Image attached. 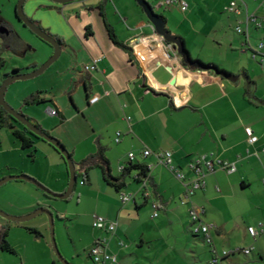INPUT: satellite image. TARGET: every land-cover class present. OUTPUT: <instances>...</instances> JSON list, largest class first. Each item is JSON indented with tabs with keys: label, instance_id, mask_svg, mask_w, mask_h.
<instances>
[{
	"label": "crops",
	"instance_id": "0c3cea01",
	"mask_svg": "<svg viewBox=\"0 0 264 264\" xmlns=\"http://www.w3.org/2000/svg\"><path fill=\"white\" fill-rule=\"evenodd\" d=\"M148 1L151 6H158L159 0ZM186 1L189 4L186 13L178 7L157 10L165 19V30L184 43L192 60L216 66L230 76L190 67L183 64L180 56L170 57L162 45V37L153 32L136 0H78L67 5L51 0H26L24 4V12L30 20L60 42L63 61L55 71L57 82L37 89L38 93L49 90L41 98L51 104L46 113L49 114V109L58 111V116L53 117L59 120L50 118L46 123L34 113L25 112L23 107H28L25 104L21 112L57 138L77 164L96 154L101 147L105 149L111 174L114 171L117 177L122 176L120 169L123 166L141 164L151 168L147 186L152 193L149 200L142 197L141 184L136 180L137 171L126 177V186L119 192L106 184L103 176L104 184L97 178L96 212L109 221H116L118 228L114 236L100 232L94 227V217L86 214L88 221L91 219L90 241L84 247L89 260L93 244L108 239V252L117 257L116 264H129L135 256L136 262L144 261V264L146 260L149 261L147 264H210L211 248L190 230L189 211L194 207L200 210L203 222L211 225L214 222L212 237L218 253L252 249L251 255H234L224 264H264V225L236 227L230 220L217 219L213 205L221 199L213 197L221 192L218 184L224 185L221 174L227 177L238 174L245 148L248 156L259 159L264 154V63L252 57L253 51L264 44V25L261 29L251 26L248 37L239 34L241 39L227 41L226 32L218 33L224 19H228L229 28L234 29L245 20V13L236 16L226 11L232 0ZM241 2L248 14L263 16L264 0ZM108 26L117 41L130 48L132 57L114 44ZM214 34V39L210 40ZM253 40L257 42L256 46L252 44ZM209 46L219 55L223 49L227 54L233 52L230 67L201 58L202 53L198 51L209 50ZM238 50L241 52L236 53ZM248 53H251V60L245 59ZM51 55L50 52L46 58ZM95 60H98L96 69L86 72L85 67ZM40 64L33 63L29 68L38 69ZM77 89L84 90L83 99H77ZM67 97L71 99V105L65 103ZM96 97L99 101L90 104ZM247 129L253 131L258 142L249 143ZM118 134L121 139L117 143ZM0 146L1 155L5 157L10 153L7 158L0 159V179L26 175L55 193L66 191L69 172L57 152L58 157L43 148L37 154L39 145L36 143L37 155L29 160L22 154L25 150L20 142L5 148L0 136ZM145 150L172 152L174 165L189 180L192 179L190 162L204 155L214 154L223 161L234 162L237 170L233 174L217 170L208 175L205 190L198 191L190 202L183 204L185 188L182 182L158 164L154 156L143 159L141 154ZM130 153L136 155L133 163L128 158ZM13 154L18 157L9 158ZM92 170L88 173V183L82 185L90 186L81 192L84 198L95 191ZM262 174L264 185V164ZM235 180L234 184H239L243 190L251 186L244 177ZM224 187L231 191L236 188L229 183ZM121 194H134L135 200L124 204ZM56 201L24 181H11L0 187V208L14 216H27L40 208L58 210ZM152 201L161 204L156 218L160 221L155 225L148 220H156ZM35 219L30 223L0 222L2 231L7 229L6 239L15 251L14 264L56 262L47 234V219L45 216ZM249 227H254L260 235L251 237L247 231ZM167 228L172 229L171 241L163 239L160 246H154L153 231L155 234ZM28 229L37 230L41 236H35ZM121 241L128 242L130 250L120 246ZM145 250L149 252L146 256L142 255Z\"/></svg>",
	"mask_w": 264,
	"mask_h": 264
},
{
	"label": "rangeland",
	"instance_id": "374dc122",
	"mask_svg": "<svg viewBox=\"0 0 264 264\" xmlns=\"http://www.w3.org/2000/svg\"><path fill=\"white\" fill-rule=\"evenodd\" d=\"M19 3L20 0H0V89L6 79L13 75L15 69H20V72L18 74L32 73L34 70H31L29 68L31 67L30 65H33V63H42L39 66L41 67L50 59V57L54 53V48L52 46L41 40L17 17V9L19 7ZM218 15L220 17L222 16L221 14ZM224 15L227 17V14ZM227 20L228 19H224L221 30L218 33L223 32L224 34L226 32L227 41L234 40L235 38L237 40L241 39L242 37L235 31L234 27L229 28ZM203 31L206 32L207 30L204 29ZM213 37H215V34L213 36H210V40H213ZM252 44L256 46L257 42L253 40ZM224 46H226V42ZM50 52L52 53V55L46 58ZM200 52L202 53V56H200L201 58L213 59L217 63H220L221 65H224L226 67H230L229 64L234 60L231 55V53L233 52H229L227 54L224 49L222 50L220 55L218 54V52L210 49V46L209 50H204L203 52L202 50H199L198 53ZM240 52L241 50H238L236 53ZM250 54L251 53L245 55V59L251 60ZM62 58L60 57L40 76L26 81H16L12 83L6 91V103L16 112L25 116L35 126H38L39 122L27 116V114L21 112V107L23 104H25L24 101L31 97V94H39V90L37 89H39L40 87H46L50 84L53 85L55 84V82H57L55 71L63 61ZM48 91L49 90H47V92ZM47 92H41L40 96L42 97L43 94L44 96H46ZM83 97L84 90L77 89V99H83ZM47 103L48 104L43 107L34 105L23 108L25 112L28 111L29 113H34V115H37L39 119H41L42 121H46V123L50 122V118L52 119V121L55 118L59 120L58 117H53L50 116V114L46 113L47 108L51 107V104H49V102ZM65 103L71 105V99L67 97ZM0 136L5 148L9 144L12 145L13 142L19 143V141H17L13 137L11 131L7 127L0 128ZM53 138L58 140L55 137ZM37 143L39 145V148H37V154L41 153L43 151V148H47V150L54 152V154H56V156L58 157L56 151L48 143H44L42 141H38ZM22 154H24V157L28 158L29 160L31 159L28 155L29 151H24L22 152ZM8 156H10V153H8V155H5V157L0 153V159L7 158ZM12 156L13 158L18 157L17 154H13L9 158H12ZM263 164L264 154H261L259 159L253 156H248L247 149L245 148V152L242 154V159L238 166V174L233 177H227L225 176V174H221V177L223 178L222 182L224 183V185H227L229 183L235 185L236 188L235 190L233 189V191H231L232 189L226 190L224 185H222L221 183L218 184L221 192L216 193V195L213 196L215 198H218V196L221 198L220 200H217L213 203V205L215 206L214 215L217 217V219H223L224 222L230 220L236 227H247L249 225H252L257 228L260 225H264V185L261 182L263 175ZM78 174H81V171L78 170ZM91 174L95 186V191L89 195L90 197L84 198V196L82 195L84 189L90 186L83 187L82 178L80 177L76 185V192L74 191L71 201L58 200L56 201L58 204V210H50L54 214L55 240L58 249L62 256L72 264H92L88 257H86V253L84 252V247L87 246L90 241L89 234L91 227V219L90 221H88L86 214H90L91 217L100 216L96 212V200L98 193V190L96 189H98L99 185L98 180H101L102 184H104V182L102 180V172L100 169L92 170ZM112 175L114 177H117L114 171H112ZM6 177L9 176L2 177L0 180ZM241 177H244V179L251 182L250 188L243 190L239 184H234L236 183L235 181H237L235 179H241ZM0 210L7 215L18 217L12 214H8L1 208ZM62 214L64 216H62ZM43 216L45 215H41L39 217ZM46 219L48 226L47 234L49 237V241L51 242L52 236L50 223L47 217ZM34 220L25 223H30ZM148 220L150 223L153 222L154 225L160 221L159 219L152 220V218H149ZM0 222L9 223V221L1 217ZM212 224L215 225L214 222H212ZM0 228V231H2V226H0ZM173 233L175 234V231ZM151 238H154V246H160L163 243V239L171 241V239L173 238L172 229H162V232L156 231L155 234L153 231V233L151 234ZM121 242L124 244V246L129 247L128 249L130 250L131 245L128 242ZM50 244L52 245V242ZM241 246L245 247L244 244H242ZM148 254L149 252H147V250L142 251V255L146 256ZM54 256L56 259V263L61 264L55 254V251ZM72 256L75 257L76 260H73ZM132 259L133 260L129 264L145 263L144 261H142L141 263L136 262L137 256ZM0 260V264H14L16 261L14 254L3 251H0ZM147 263H149L148 260H146V264Z\"/></svg>",
	"mask_w": 264,
	"mask_h": 264
},
{
	"label": "built area",
	"instance_id": "2783aa9c",
	"mask_svg": "<svg viewBox=\"0 0 264 264\" xmlns=\"http://www.w3.org/2000/svg\"><path fill=\"white\" fill-rule=\"evenodd\" d=\"M148 3L149 1L146 0ZM150 4V3H149ZM151 6V4H150ZM172 7H178L181 12L186 13L189 10V4L186 0H159L158 6H151L153 11L157 13V10L159 8L169 9ZM245 4L241 2V0H232L230 4L227 6L226 11L230 14L236 15V16H242L245 13V20L243 22H240L238 26H236L235 30L240 35H246L248 37L249 34V28L251 26L261 29L264 25V8H263V16L257 17L253 14H248V12L245 9ZM152 30L156 34L155 29L153 26ZM162 45L167 48L168 55L170 57H177V52L173 51L172 45L164 43L162 41ZM264 49V44L261 43L257 49L253 51L252 57L254 60L264 63V54L262 53V50ZM98 60H95L92 65L86 66L85 71L86 72H92L96 69V64ZM99 101V98H93L90 100V104L94 105ZM49 114L51 116H58L57 111L53 109H49ZM128 123H130V119L127 118ZM246 133L249 137V143L255 144L258 142V137L254 135L253 131L251 129H247ZM121 134H118V138L116 142H120ZM150 156H154L158 164H161L165 166L171 173L174 174V176L182 182L185 188V195L183 197L182 203L186 204L192 200V197L201 190H205L206 188V178L208 175L215 173L217 170L225 171L228 174H233L236 172L237 167L234 163H229L226 161H223L214 154L210 155H204L197 157L193 159L189 164V169L192 174V179H187L185 174H183L176 166L174 165L173 161V154L170 151H161V152H151L148 150H145L142 152L141 157L143 159H146ZM129 161L133 163L136 160V155L133 153H130L128 155ZM148 167V166H147ZM128 167L123 166L120 171L123 173ZM150 171V167H148ZM141 184V194L142 197L145 200H149L152 197V193L147 190L148 186V178L142 179L139 182ZM82 185H84V181H82ZM134 194H121L120 199L122 203H130L135 200ZM151 207L153 209V218L159 217V212L161 210V204L158 201H152ZM189 219H190V230L194 236L202 237L205 244H207L212 251L213 257L210 261V264H224L226 260H228L231 256L243 254L245 256H249L252 253L251 248H245V249H237L235 251L229 252V251H223L222 253H218L217 250L214 247V241L212 237V232L215 229V227L211 224L203 222L200 216V210L192 207L189 211ZM94 227L99 230L103 231L110 236H114L116 234L118 223L116 221H109L103 217L96 216L94 217ZM248 233L251 237L256 238L260 235V232H258L254 227L248 228ZM120 246L124 247V244L121 242ZM109 248V241L108 239H101L96 241L90 252V261L92 264H116L118 259L115 255H112L108 252Z\"/></svg>",
	"mask_w": 264,
	"mask_h": 264
},
{
	"label": "water",
	"instance_id": "95a60500",
	"mask_svg": "<svg viewBox=\"0 0 264 264\" xmlns=\"http://www.w3.org/2000/svg\"><path fill=\"white\" fill-rule=\"evenodd\" d=\"M51 1L57 4L67 5V4L76 2L78 0H51ZM25 2L26 0H20L19 7L17 9L18 18L20 19L21 22L25 24L27 28H29L41 40H43L44 42L52 46L54 48V53L45 64H43L38 69H35L32 73L18 74L14 72L12 76L7 78L0 89V107H2L5 111H7L9 115H11L18 122H20L30 132H32L34 135L44 140L48 144L52 145L55 149H57L60 152V154L65 158V161L68 166L69 183H68V187L66 191L62 194H58V193L51 191L46 186H44L42 183H40L38 180L32 177H29L26 175H18V176H9V177H6L0 180V187H2L3 185L11 181H24V182L32 184L38 190L43 192V194L51 198H54L55 200L66 201L73 195L74 189H75V186L78 180L77 174H76V165L70 153L67 151V149L62 144L58 142V140L54 139L46 132L40 130L38 126L33 125L25 116L16 112L5 101L6 91L12 83L16 81H26V80H30V79L40 76L53 63H55L60 58L61 53H62V47H61L60 42L57 39H54L49 34H47L44 30L38 27L33 21H31L27 17V15H25V12H24ZM136 2L143 9V12L145 13L148 21L154 27L156 34L162 37L164 43L172 45L173 51L177 52V54L181 57L183 64L188 65L193 68H200V64L193 63L189 54L186 53L184 43L180 39L173 37L168 31L165 30L164 22L159 17V15L153 11L150 4L146 0H136ZM40 215H45L48 218V221L50 223V228H51V236H52L51 242H52L53 249L55 251V254L59 262L61 264H72L62 256V254L60 253L58 249V246L55 240L54 214L50 210L40 208L36 210L35 212H33L32 214H29L27 216H22V217H13V216L7 215L6 213L0 210V217L12 223H25V222L35 219L36 217H39Z\"/></svg>",
	"mask_w": 264,
	"mask_h": 264
},
{
	"label": "trees",
	"instance_id": "16d2710c",
	"mask_svg": "<svg viewBox=\"0 0 264 264\" xmlns=\"http://www.w3.org/2000/svg\"><path fill=\"white\" fill-rule=\"evenodd\" d=\"M159 17L162 19L163 22L165 21V19L163 17H161V16H159ZM108 32H109L110 37H111L112 41L114 42V44L123 48L124 50H126L130 54V56L132 57V53H131L130 48H128L127 46H125V45H123L117 41V39L113 33V30L109 26H108ZM185 50H186V48H185ZM186 53H188L187 50H186ZM192 62L200 64L199 69H206V70L212 69V70L216 71L217 73H224L225 75L230 76L229 74L220 71L216 66L205 65L201 62H196L194 60H192ZM14 72L19 73L20 71L15 70ZM24 103L27 106H34V105H41L43 103H47V101L42 99L40 96V93H39V94L32 95L31 97L26 99L24 101ZM57 113H58V111H57ZM3 127H7L11 131L13 137L21 143V146L25 151H29L28 155L31 159L35 158V151L36 150H34V149H35L36 143L38 141H42L44 143H47L44 140L37 137L36 135H34L32 132H30L20 122H18L11 115H9L7 111H5L2 107H0V128H3ZM38 128L40 130L44 131L41 127L38 126ZM50 146L60 155V157L62 158V160L64 161V164L66 165V167L68 169L65 158L60 154V152L57 149H55L52 145H50ZM71 157H72V155H71ZM74 163H75L76 169H77L76 170L77 179L82 177L84 184L88 183L89 171L94 169V168H98L101 170L103 179L106 182V184L113 187L118 192L121 191V189L126 186L125 179L132 171H137L136 180L138 182H140V180L145 179V178L149 179V172L150 171H149L148 167L145 165H141V164H136V165L131 164L123 172L122 176L114 177L111 174L109 161L107 160V158L105 156V149L101 148V147L98 149L96 154L88 157L86 160L82 161L80 164H77L76 162H74ZM78 170L81 171V174H78V172H77ZM75 189H76V186H75ZM75 189H74V191H75ZM45 196L48 198H51L47 195H45ZM71 197L69 199H67L66 201H69L71 199ZM51 199H54V198H51ZM28 230L30 233L34 234L37 237L41 236L40 232H38L37 230H34V229H28ZM7 235H8L7 229L5 231H2L1 239H0V251L14 254L15 253L14 249L10 246V244L8 243V241L6 239ZM53 264H57V263L54 262Z\"/></svg>",
	"mask_w": 264,
	"mask_h": 264
},
{
	"label": "bare ground",
	"instance_id": "6f19581e",
	"mask_svg": "<svg viewBox=\"0 0 264 264\" xmlns=\"http://www.w3.org/2000/svg\"><path fill=\"white\" fill-rule=\"evenodd\" d=\"M147 44V43H146Z\"/></svg>",
	"mask_w": 264,
	"mask_h": 264
}]
</instances>
